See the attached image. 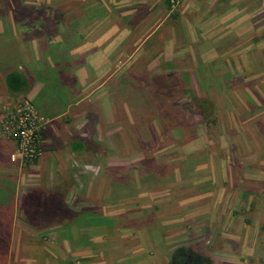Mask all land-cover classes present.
<instances>
[{
	"label": "rangeland",
	"instance_id": "1",
	"mask_svg": "<svg viewBox=\"0 0 264 264\" xmlns=\"http://www.w3.org/2000/svg\"><path fill=\"white\" fill-rule=\"evenodd\" d=\"M255 1L257 12L253 11ZM81 3L86 2L0 0V25L28 23L33 29L27 30L44 39L46 27L59 25L54 33L59 38L55 35L53 39L61 42L62 25L67 21L61 17L62 11L71 12L73 21ZM167 3L162 0V10L169 8ZM242 4L247 13L240 16V45L246 44L241 74H234L235 67L222 56L206 66L195 51L189 65H162V73H169L170 79H134L128 77V70L138 64L117 63L120 71L109 77L113 82L106 95L89 98L95 90L89 87L99 78L87 85L84 94L83 88L72 89V110L83 98L80 108L89 112L110 104L112 115L107 118L106 113L96 110L94 122L101 125L99 134L89 119L83 120L80 134L86 139L87 152L72 153L74 159H68L69 164L60 163L66 172L58 173L49 189V184L37 186L38 179L30 172L32 164L23 168L15 165L17 177L4 183L7 191H0V202L6 203L0 207V264H195L197 257L208 258L212 264H264V258L256 260L264 256V164L253 156L259 148L262 153L256 157L264 158V124L257 123L263 118L256 117L254 104H264V0ZM172 11L176 12H167L172 15ZM235 15L230 12L223 17L240 20ZM184 28L194 30L189 23H184ZM168 30L169 25L162 24L140 43L136 59L154 60L148 51L164 44ZM224 31L217 32V38ZM230 33V39L238 35ZM63 41L56 52L73 58L79 42L66 37ZM52 49L47 48L42 56ZM215 49L220 55L226 50L225 46ZM36 67L40 68L44 90L33 98L32 107L40 117L50 120L41 133L42 142L53 114L65 109L62 104L66 98L56 69L44 64ZM49 101L55 105L51 117L39 109H47ZM206 111H210L209 120ZM2 112L0 119L7 111ZM68 116L58 121H72ZM66 146L69 150L68 142ZM41 150L43 155V147ZM249 168L260 177L247 181ZM35 186L40 191L36 196ZM40 195H51L53 200L44 202ZM59 196L62 200L56 204ZM30 218L39 221L32 224Z\"/></svg>",
	"mask_w": 264,
	"mask_h": 264
},
{
	"label": "crops",
	"instance_id": "2",
	"mask_svg": "<svg viewBox=\"0 0 264 264\" xmlns=\"http://www.w3.org/2000/svg\"><path fill=\"white\" fill-rule=\"evenodd\" d=\"M243 1L245 0H187L182 7L183 9L178 10V8L175 10L176 12L172 11L174 13L170 15V12H167L168 9L171 10L169 6V8L162 10V0H85L86 3H81L78 8V15L75 14L76 17L74 15L75 19L73 21H70L73 16L71 12L62 11L61 17L67 18V21H64L62 25L61 42L53 39L57 35L54 33L59 25H52L53 27H48V29L46 27V38L44 39L34 33L35 31H28L27 28H32L28 23L12 21L11 24H1L0 37L8 39L0 40V116L3 113L2 110L12 107L24 97H29L33 102V98L38 97L41 91L43 93L44 84H40L39 77L41 74L38 72L40 68H33L35 65L41 67L44 64V67L56 69L55 74L59 78L58 82L63 85L62 91L65 92L64 98L66 99L65 103L62 104L65 109L60 111L59 114H53L54 118L51 119V124L46 131L45 140L42 141L43 155L40 160L31 165V176L38 179L39 184L37 186L49 184L46 187V189H49L51 187L50 183H54L58 173L64 174L66 172L65 168L59 167L60 163L62 165H64V162L69 164L68 161L74 159L72 153L83 154L87 152L86 139L80 134L81 128L85 126L82 123L83 120L89 119V124H93V128L95 127L96 133L99 134L97 128H100L101 125H97L96 121L94 122L96 120V110H100V113H106L107 118L112 115L110 104H105V108L102 105L101 107L91 108L89 112L85 108H80L83 98L78 101V108L72 110L69 97L70 93H74L72 89L75 87L83 88L82 93L84 94L88 90L87 85H90V82L92 84L96 78H99V80L89 87V90L95 89L89 93V98L106 95L109 84L113 82V78L109 77L112 73L118 74L120 71L119 66H116L117 63L124 65L125 63L134 62L138 64L132 70H128V77L134 79L157 80L162 79V76H167L170 79L171 75L169 73L167 75L162 73V65L168 66L175 62L189 65L193 63L194 52L197 51L206 66L214 63L216 59L222 56L226 60L225 63L232 64L235 67L234 74H241L242 65L246 63V44L242 43L243 45H240L241 39L243 40V36L240 35V16L247 13L245 7L241 8ZM93 5L96 8L89 9ZM253 5L255 7L253 11L257 12L259 9L255 6L256 1ZM230 12L235 13L234 17H239L240 20L234 22L224 18L230 16ZM65 22H69L70 25L67 27ZM184 23L191 24L194 30L184 28ZM162 24L169 25L168 33L163 36L167 40L164 39V44L161 42L160 45L148 51L150 55L155 57L154 60L147 61L144 58L137 60L136 55L140 45L145 43L148 37L162 27ZM216 25L221 28L217 29ZM36 27L35 25L34 30H36ZM23 29L26 30L22 31ZM221 29L225 30V33L217 38L216 33L220 32ZM18 31L22 32L18 34ZM230 32H233L234 35L238 34L237 37L230 39L228 37L231 34ZM17 36L18 39L15 38ZM65 37L71 42H79V45L75 46L73 58L62 51L56 52L59 49L57 48L58 44L64 42ZM76 37H78V41ZM57 38H59L58 35ZM84 38H86L85 43L82 41ZM231 43H238V45L229 48L228 45ZM220 46L226 48L221 55V52L215 49ZM40 47H42V50ZM53 47V52L48 51V54L46 52V55L42 56L41 53H44L47 48ZM15 58L18 60H15ZM12 61L13 64H11ZM27 64L30 65V68L27 67ZM64 71L66 72L64 73ZM165 71L169 72V69H165ZM11 73H17L24 78L27 86L20 91L10 90L7 85V78ZM99 81L103 82L99 83ZM95 101L97 102V100ZM254 104L258 108L256 117H261L264 121V104L258 101ZM46 105L47 109L41 107L39 109L47 115L41 114L51 117L49 113L55 105L51 101ZM67 114L69 116L66 118H70L72 121H58L59 118ZM246 119L249 120L247 117ZM262 120L257 123L264 124ZM110 124V131H112L111 121ZM85 133L89 134L90 128L86 129ZM244 139L247 142L248 139L245 136ZM67 142L70 144L69 150L66 146ZM74 143L83 144V150L76 151L77 148ZM15 149L16 144L13 140H8L0 135V185L4 187L0 191H7L4 183H11L17 177V174L14 173L17 171L15 165L10 161V156ZM260 153L262 151L256 148V155L253 154V156L256 161H261L260 164L262 165L264 164V158L259 159L256 157ZM249 170L251 174L248 171L245 174V177H248L247 181L252 176L260 177L254 169L249 168ZM41 178L45 181H42ZM38 187L35 186L34 188L35 196L40 192ZM42 197L44 202L49 203L51 201L50 195ZM36 201L37 204H41L39 199H36ZM31 202L33 206L36 204L34 200ZM5 204L0 202V207L6 206ZM44 218L49 220L48 215ZM1 220L2 217L0 216ZM37 220L30 218L32 224L39 221ZM263 258L264 256L260 255L256 260H262Z\"/></svg>",
	"mask_w": 264,
	"mask_h": 264
},
{
	"label": "built area",
	"instance_id": "3",
	"mask_svg": "<svg viewBox=\"0 0 264 264\" xmlns=\"http://www.w3.org/2000/svg\"><path fill=\"white\" fill-rule=\"evenodd\" d=\"M172 10L178 9L184 0H168ZM0 119V135L16 143L10 161L20 168L33 164L42 156L41 133L48 126L46 120L35 111L30 99L16 102L6 108Z\"/></svg>",
	"mask_w": 264,
	"mask_h": 264
},
{
	"label": "trees",
	"instance_id": "4",
	"mask_svg": "<svg viewBox=\"0 0 264 264\" xmlns=\"http://www.w3.org/2000/svg\"><path fill=\"white\" fill-rule=\"evenodd\" d=\"M168 1V0H167ZM168 5L170 7V4H169V1H168ZM171 8V7H170ZM7 85L9 87L10 90H14V91H20L22 90L23 88H25L27 86V83L26 81L24 80V78L20 77L19 74L17 73H11L8 78H7ZM200 107H205L204 106V103H201L200 102ZM209 117H210V111H206V118L209 120ZM75 144V143H74ZM77 150L76 151H79L80 149L83 150L84 148V145L83 144H79V143H76L75 144ZM80 148V149H78ZM41 196V195H40ZM51 196V195H50ZM58 196V195H56ZM55 196V197H56ZM42 197V196H41ZM43 198V197H42ZM52 197H51V201H52ZM56 200V204L62 200V198L59 196V198L55 199ZM52 205V204H51ZM40 206H42V203L40 204ZM58 206V205H57ZM46 211L49 212V210L47 208H45ZM46 211H43L44 214H47ZM196 263L195 264H212V261L209 260L208 258H203V257H197L196 258Z\"/></svg>",
	"mask_w": 264,
	"mask_h": 264
}]
</instances>
